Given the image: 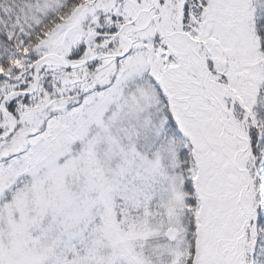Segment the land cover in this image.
<instances>
[{"label":"snow or ice","instance_id":"snow-or-ice-1","mask_svg":"<svg viewBox=\"0 0 264 264\" xmlns=\"http://www.w3.org/2000/svg\"><path fill=\"white\" fill-rule=\"evenodd\" d=\"M0 264H264V0H0Z\"/></svg>","mask_w":264,"mask_h":264}]
</instances>
